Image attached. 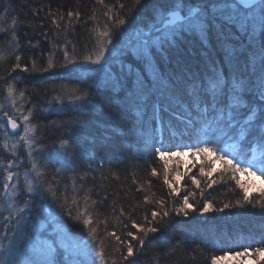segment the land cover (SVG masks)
Returning a JSON list of instances; mask_svg holds the SVG:
<instances>
[{"label":"trees","instance_id":"16d2710c","mask_svg":"<svg viewBox=\"0 0 264 264\" xmlns=\"http://www.w3.org/2000/svg\"><path fill=\"white\" fill-rule=\"evenodd\" d=\"M175 3H179L178 9H173ZM232 3L234 0H140L139 4L136 0H104L103 4L97 0H0V16L4 17L0 29L6 30L0 32L4 57L0 60V76L4 77L0 93L8 83L14 92L24 93L27 111H32L29 122L37 129L32 164L43 172L39 179L46 182L41 187L68 234L83 241L91 264H102L97 252L101 240L109 257L107 264H121L126 244L137 243L127 235L129 231L139 235L132 221L144 224L146 215L151 218V211L161 210L157 201L164 202L170 215L142 249H134L139 264H212L213 256L223 257L216 264L230 256L264 264V255L255 251L264 248V214L259 208L264 203L260 199L264 188L248 190L257 202L255 209L246 204L223 212H201L205 202L210 201L213 209L223 208L226 203L236 204L243 195L239 171L233 179V173L226 170L230 165L219 155L227 154L229 160L235 156L250 159L255 151L258 158H264V148L258 144L249 148L229 133L225 122L230 113L219 103L231 93L234 83L245 86V104L256 107L264 103L258 95L264 76L259 2L255 8L236 4L234 11L228 9ZM69 11L80 16L68 17ZM190 11L201 21L196 29L176 35L166 32L170 27H163L162 13L178 12L184 17ZM117 18L125 19L126 24L113 29L109 57L93 66L83 62L85 55L94 56L97 50L98 31L105 24L114 25ZM13 31L16 40L11 39ZM140 35L146 36L145 44L140 43ZM65 51L78 62L61 67L68 62ZM16 56L21 59L16 61ZM49 61L54 67L44 72ZM17 62L21 67L12 71ZM217 78L223 90L216 89L217 99H213L212 85ZM85 94L86 99H75ZM62 139L70 140L68 156L53 147ZM209 141L220 151L197 153L196 146ZM231 142L236 149L229 156L224 146ZM161 143L167 156L185 151L192 159L199 154L201 162L193 159L188 174L171 182L177 170L155 152ZM204 154L212 158L206 160ZM153 168L155 176L151 175ZM47 182L54 185L55 199L46 190ZM185 196L191 205L188 215H176L174 209L183 205ZM78 211L90 214L88 227L96 228L95 240L88 227L71 219ZM113 232L125 243L110 235Z\"/></svg>","mask_w":264,"mask_h":264},{"label":"snow or ice","instance_id":"6c2138e0","mask_svg":"<svg viewBox=\"0 0 264 264\" xmlns=\"http://www.w3.org/2000/svg\"><path fill=\"white\" fill-rule=\"evenodd\" d=\"M98 3L103 4L104 0H97ZM253 8L257 7L255 4V0H250ZM136 3L139 4L140 0H136ZM121 8L124 7L123 4L120 5ZM180 7L179 3H175L173 5V9H178ZM260 9V28L262 30V37H264V0H259ZM107 15V14H105ZM68 17H79L80 13L72 11H69L67 13ZM111 19V17H109ZM4 17L0 16V21H3ZM160 21L164 23L165 27H171V32L173 35H176L179 32L182 31H193L196 29L201 21H199L197 14L194 11H190L187 16L181 17L179 15H176L173 21H168L167 16L162 13L160 15ZM13 26H15L16 21H12ZM52 23L56 24V20H53ZM126 24V20L123 18H117L115 21V24L109 27L108 24L104 25V28L102 31H98L97 33V50L95 51L94 56L93 55H85L83 58V62H87L90 64L98 65L101 63V61L106 60L105 53L110 51L109 45L113 44V36L115 28H120ZM60 25L57 24V27ZM6 31L5 29H0V32ZM12 40H16V34L13 31ZM65 58L67 59V63L64 65H61V67H68V64H75L78 61L71 59L68 57L67 51L64 53ZM3 54L0 53V60H2ZM16 61H19L21 59L20 56L15 57ZM35 64V62H33ZM262 64V70H264V60L261 61ZM21 67L20 63H16L12 67V71H15L16 69H19ZM54 65L51 61L48 63V67L44 68L43 71L47 72L50 68H53ZM23 71H28L27 68H24ZM0 79H4V77L0 76ZM204 85H202L203 89ZM245 86L242 83H234L232 85V91L231 93L223 99H219V103L223 105L224 108L229 110V119L225 122V128L228 129L229 133H231L233 136L239 137L243 142L248 144V147L251 148L252 144H258L261 148H264V103L258 104L256 107H253L250 103L245 104L244 101L247 97L246 91L242 92V89H244ZM216 89H221V81L217 78L212 85V96L213 99H217ZM7 93L8 96L11 98L13 97L14 87L11 83L7 84ZM223 90V89H221ZM20 95L23 96L24 93L20 92ZM259 100L264 102V76L261 78V83L259 87ZM87 98V94L84 96H75L76 100H84ZM14 103V98H13ZM2 107V106H0ZM257 108L259 109V115H257ZM5 117H7V125H9L13 131L18 129L20 125L17 124V121L13 119L11 116H9L8 112L5 111L3 113ZM32 115L31 109H29L28 115L23 116V120L25 121V124L23 126V135L20 136V140L23 141L24 146L28 149V156L31 157L33 153V138H30V133L36 132L35 126H30L29 123V117ZM5 135H7V132H5ZM5 148H7V144L4 145ZM15 147V146H14ZM53 147H58L60 150L64 152L66 156L70 155L68 153V148L70 147V140L68 139H62L58 145H54ZM163 147V144L161 143V147L155 148V152L159 153L160 157L163 158L166 154L165 151H162L161 148ZM197 152H219L220 149L213 146V143L211 141L205 142L204 146L201 147L199 145L196 146ZM175 154V153H173ZM220 160L224 161L226 165H230V170L233 173V179L235 178L234 174L237 171H243L250 175H256V172L258 171L260 173V177L264 178V158L260 160L253 159H241L239 156L233 157V160L235 162L233 163V160H229L227 158V154H221L218 157ZM59 162V161H57ZM10 166V165H9ZM32 169L36 170V177L37 181L36 183L39 185H43L46 181H42L39 178L43 176V172L40 171L37 168V164L33 162ZM7 171V169H5ZM57 173L61 171L60 168L55 169ZM157 174L156 169L153 168L151 175L155 176ZM14 173L11 171L7 172L6 180L11 181L13 179ZM52 180H56V177L53 176ZM195 183L196 181L193 180ZM165 183H169L167 180V177H165ZM212 183H215L213 181ZM26 184V190L28 193V200H31L33 195L37 192V187L33 184L31 180L25 181ZM48 187L47 191L52 192L53 198H56L55 192L53 191L54 185L51 182H47ZM237 184H239V181H237ZM241 189L243 190L242 197L236 201V204H224L223 208H212V203L210 201L205 202L202 206L201 212L206 213L210 210H214L217 212H223L224 209L227 208H233V207H240L244 208L245 205H251L253 209H255L258 205L257 202H254L252 198L249 197L248 189L242 185L239 184ZM4 189H7L9 185L5 183L3 185ZM208 187H211V184H208ZM172 191H176L175 188L172 189ZM260 199L264 201V190H261ZM28 200H25V204L28 203ZM145 200H148V197H145ZM73 203H76L73 201ZM161 205V210H153L151 211V218H149L147 215L144 217V224H139L136 221H132V227L136 228L138 230L139 235H134L133 232L129 231L127 235L132 238L133 241H136V245H134L131 242H128L126 244V251H122L120 254V261L121 264L123 262H126V264H139L138 260V253L134 251V249L138 246L139 248H143L145 245L146 239L150 236V234H155L158 231H160V225H162L165 222V218L169 217L170 213L166 210V206L163 201H157ZM12 205H9L11 207ZM191 205L188 202V197H184L183 205L179 208H175L174 211L176 215H180L183 213V215H188V208H190ZM259 208L261 211V214H264V203H259ZM25 209L20 208L18 210V213H24ZM121 213L123 214V209H121ZM71 219L75 222L82 223L85 227H88L92 224V219L89 213L86 211H78L75 216H72ZM153 224H156L157 226H153ZM33 226L30 224V220L28 217L24 218V226L23 229L20 231L19 235L21 237V240L27 244V248L25 251V255L28 257L26 260L22 262V264H61V261L59 258L62 257V253L60 250L56 247H54V241L53 243H48L47 241H43L40 239V233L39 229H35V231L32 230ZM88 234L95 240L97 235V230L95 227H88ZM110 235L115 236L117 241H120L121 244H124V241L120 240L119 236H116V234L110 233ZM255 251L261 255H264V248H256ZM97 252L99 260L102 262V264H107V259L109 257L106 256V249L104 246V241L101 240L97 246ZM223 257H212V264H216V261L218 259H222ZM95 259V257L93 258ZM70 264H76V262L72 261ZM113 264H116V261H113Z\"/></svg>","mask_w":264,"mask_h":264},{"label":"rangeland","instance_id":"374dc122","mask_svg":"<svg viewBox=\"0 0 264 264\" xmlns=\"http://www.w3.org/2000/svg\"><path fill=\"white\" fill-rule=\"evenodd\" d=\"M236 4L234 0V3L228 5V9L234 11ZM170 30L171 27L167 28L166 32ZM145 37L144 35L139 36L141 44H145L147 41ZM110 54L111 50L106 52L105 56L109 57ZM93 65L95 64H90L89 66ZM0 106H2L0 107V118L2 120L5 119L3 113L7 111L9 116L16 119L20 125V129L17 132H9L6 125H3V122L0 121V264H22L28 258L25 255L27 244L21 240L19 235L23 229L25 217L29 218L33 231L39 229L41 240L48 243H53L54 241V247L58 248L62 253V257L59 258L61 264H70L72 261L76 262V264H91V257L83 241L73 238L68 234L55 207L49 201L46 192L41 185L36 183L37 177L34 169H32L33 155L37 152L34 133L29 134L30 138L34 140L31 157L28 156L27 147L20 140L25 124L23 116L28 115L29 112L26 108L27 100L18 92H13V97L10 98L7 90H4L0 93ZM29 121L27 123L32 126ZM5 132H7V135H5ZM5 144H7V148L4 147ZM232 149H235V145H229V148H225V151L228 152V155H231ZM173 153L175 154L171 156L165 155L163 160L169 168L177 170L174 171L175 174H172L171 182H178L183 174L186 175L191 170L190 164L192 160L195 159L201 162V157L199 154H195L192 159L185 151ZM258 157L253 156L250 159L255 158L258 161L260 160ZM210 158L212 156L204 154V159L210 160ZM8 171L14 173L11 181L6 180ZM201 172L202 175L205 174V170L204 173L203 171ZM26 179L31 180L37 187V192L31 200H28ZM239 179L242 181V185L249 191L256 188H264V178L260 177L258 171L256 175L243 174V172L239 171ZM5 183L9 185L7 189L3 187ZM25 200H28L27 204H25ZM9 205L12 206L9 207ZM20 208H24L25 212L17 214ZM243 257L230 256L224 258L223 264H233V262L241 264L242 261H244V264H250V261L245 260V257Z\"/></svg>","mask_w":264,"mask_h":264},{"label":"water","instance_id":"95a60500","mask_svg":"<svg viewBox=\"0 0 264 264\" xmlns=\"http://www.w3.org/2000/svg\"><path fill=\"white\" fill-rule=\"evenodd\" d=\"M235 1L242 7H245V8L252 7L250 0H235ZM257 2H259V0H255V4ZM176 15H179V13L178 12H170L166 16H167V18H169L168 21H173ZM163 27H165L164 23H163ZM9 128H11V127L9 126Z\"/></svg>","mask_w":264,"mask_h":264},{"label":"flooded vegetation","instance_id":"af4514ba","mask_svg":"<svg viewBox=\"0 0 264 264\" xmlns=\"http://www.w3.org/2000/svg\"><path fill=\"white\" fill-rule=\"evenodd\" d=\"M16 120V119H15ZM0 121H2L3 122V125L5 124L6 125V127H7V130L9 131V132H17L19 129H20V127L18 128V129H16L15 131H13V129L12 128H9V126L7 125V117H5V119H1L0 118ZM17 121V120H16ZM17 124L19 125V122L17 121Z\"/></svg>","mask_w":264,"mask_h":264}]
</instances>
